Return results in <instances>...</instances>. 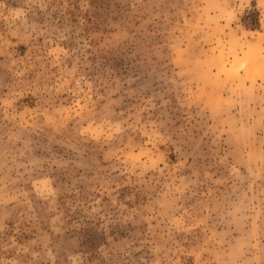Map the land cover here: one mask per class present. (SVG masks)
Returning <instances> with one entry per match:
<instances>
[{"label": "rangeland", "instance_id": "rangeland-1", "mask_svg": "<svg viewBox=\"0 0 264 264\" xmlns=\"http://www.w3.org/2000/svg\"><path fill=\"white\" fill-rule=\"evenodd\" d=\"M0 264H264V0H0Z\"/></svg>", "mask_w": 264, "mask_h": 264}]
</instances>
